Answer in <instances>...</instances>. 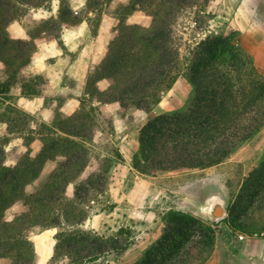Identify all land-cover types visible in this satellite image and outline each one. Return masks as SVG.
<instances>
[{
	"label": "trees",
	"instance_id": "obj_1",
	"mask_svg": "<svg viewBox=\"0 0 264 264\" xmlns=\"http://www.w3.org/2000/svg\"><path fill=\"white\" fill-rule=\"evenodd\" d=\"M49 1L0 0L2 104L16 85L26 96L46 91V87L37 89L44 81L42 75L20 81V74L32 61L35 40L58 39L62 26L79 21L62 1L56 18L30 31L29 39L10 36V23L25 17L28 8ZM210 1L122 0L112 12L118 22L101 62L88 79V98L82 100L81 109L51 125L41 124L38 137L24 136L28 143L36 141L39 152L35 156L27 153L15 165H6V141H0V258L11 257V264H34V244L27 237L34 227L59 229L49 264L59 260L63 264H105L128 249L111 236L79 226L87 216L85 203L104 190L102 175L76 181L91 163L85 141L98 125L94 100L117 102L120 112L136 108L148 113L138 139L141 159L136 166L143 173L215 168L225 174L224 184L232 197L222 220L246 234L264 229V159L247 172L242 162L229 161L243 142L252 140L264 127V69L233 30L207 35L186 53L181 51L182 37L176 29L180 16ZM135 12L144 19L127 22ZM180 76L193 86L185 106L154 113L163 92ZM98 79L108 81L105 90L96 86ZM27 115L8 102L0 110V122L11 130L19 129L21 117ZM58 156L63 160L44 185L28 193L26 186L40 175L45 162ZM18 201L24 203L25 210L7 220L6 210ZM163 222L158 247H148L135 264H205L210 259L216 242V229L211 224L176 208L163 214ZM198 235L200 247L198 243L181 247Z\"/></svg>",
	"mask_w": 264,
	"mask_h": 264
},
{
	"label": "rangeland",
	"instance_id": "obj_2",
	"mask_svg": "<svg viewBox=\"0 0 264 264\" xmlns=\"http://www.w3.org/2000/svg\"><path fill=\"white\" fill-rule=\"evenodd\" d=\"M62 1L69 6L73 11V16L79 21L75 24L62 26L58 39L46 40L48 45L49 43L53 44V53L62 52L56 56H48L46 63L53 69H56L55 67L63 69L67 73L65 74V83L73 88L75 82L74 76L71 74L73 73L71 65L75 64L78 59H82L83 64H86L89 70V78L95 72L101 62L99 61V45L101 43L98 44L97 52V48H93L94 42L102 32L106 38L101 45L106 50L113 28L118 22L112 12L119 7L122 0H50L47 5L28 8L25 17L15 21H20L29 34L30 31L37 30V26L48 19L56 18ZM241 8H247L249 13H251V9L256 10L264 16V0H211L207 5L189 9L180 16L176 24L177 34L182 37L180 40L182 42L181 51L186 53L189 48L192 49L196 41L207 35L235 31L231 27V23L235 21ZM143 17L140 12H135L127 18V22H139L144 19ZM236 32L242 44L254 54L253 48L245 42L238 31ZM33 56H35V52ZM254 59L256 64L264 69V61L259 63L255 56ZM3 74L4 65L0 63V79L3 78ZM34 75L44 77V81L39 82L37 89L46 87L45 93H49L48 78L35 72L32 61L20 74V81L26 82ZM24 96L29 97L23 95L20 86L16 85L8 92L5 103H0V110L10 102L28 113L27 116L21 117L19 129L11 130V127H8L5 122H0V141H6L4 144L6 165H15L27 153L35 156L39 152L36 141L28 143L24 140V136L38 137L41 124L51 125L58 118L70 116L61 111L60 107L63 102L61 99L48 96L43 109L33 112L19 103ZM3 97L0 96L1 100L4 99ZM85 98L87 99L88 95L82 100ZM81 106L80 103L79 109L75 112L79 111ZM122 115L123 112L117 116L111 115L102 106H98L96 117L98 125L91 139L85 141L91 163L76 180H85L89 177L99 178L102 175L100 182L104 187L102 192L97 193L91 201L85 203L87 216L79 226L85 230H93L111 236L128 247L120 258L105 264H135L148 247H158L157 242L165 227L163 214L169 208L190 212L211 224L216 229L212 259L218 260L220 264H222V260L231 264L232 251L237 249L236 246L248 235L240 237L237 234V231L241 232L239 229H233L222 220L227 216V208L232 201L229 190L224 184L225 174L215 168H209L202 172L178 170L143 173L136 166L141 159L140 149L138 148L130 157L123 152V142L119 132V121L122 119ZM141 127L142 125L139 127L138 139ZM20 129H23L22 132ZM135 129V126L130 127L129 132H133ZM236 155L238 156L232 158V161L242 162L244 172H247L253 164L264 159V128L262 132L242 146ZM62 160L61 156L54 160H47L40 175L26 186V191L32 193L42 187L51 171ZM104 171L106 172L104 173ZM103 177L104 180H102ZM213 201L221 202L223 212H225L222 218H216L206 210V207ZM25 208L24 203L18 201L6 210L5 218L12 220ZM58 230L57 227L46 229L34 227L28 230L27 237L34 244L35 249L34 264H49L57 242ZM200 240L199 235L195 236L194 242L183 243L181 247H195ZM198 245L200 247L199 243ZM37 247H43L42 254L37 253ZM1 259L0 264H11L12 262L11 257H2ZM56 264H63V261L59 260Z\"/></svg>",
	"mask_w": 264,
	"mask_h": 264
},
{
	"label": "crops",
	"instance_id": "obj_3",
	"mask_svg": "<svg viewBox=\"0 0 264 264\" xmlns=\"http://www.w3.org/2000/svg\"><path fill=\"white\" fill-rule=\"evenodd\" d=\"M248 5V3L246 2ZM248 7V6H247ZM247 8H241L239 13L236 15L235 21L231 23V27L239 32V35L247 42L254 50V56L256 60L261 63L264 61V16L259 14L256 10H250ZM9 32L13 38L29 39V34L27 33L25 27L20 21H13L8 26ZM103 38V39H102ZM104 34L101 32L97 36V40L94 42V47L97 48L98 44L104 42ZM37 50L35 51V56H33L32 67L38 74L45 75L49 80V93H41L38 95H33L29 97H23L20 100V104L29 111H38L43 109L46 97L50 96L53 98L61 99L63 102L61 104V111L66 115H71L80 107L81 100L88 95L86 91L87 82L89 78V70L86 64H83L82 59H78L77 62L71 65L73 68L74 82L75 86L70 88V86L65 83V71L63 69H53L50 65L46 63V59L50 55L62 54L58 52L53 53V44H47L46 40L36 39ZM52 41V40H51ZM108 40L106 41V43ZM99 45V61H101L105 47ZM101 49V50H100ZM51 51V53H50ZM96 54V53H95ZM61 63V62H59ZM56 66V65H55ZM76 68V70H75ZM79 68V69H78ZM59 69V70H58ZM109 83L106 79H99L96 82V86L100 90H105ZM193 93V86L191 82L184 76H180L176 79L171 88L163 92L160 101L154 107L153 112L156 114L169 113L180 108H183L189 98ZM94 105L102 106L105 111L109 114L117 116L120 114V106L117 102L113 103H99L93 101ZM122 119L119 121V132L121 133V138L123 142V152L130 157L139 148L138 131L139 127L143 125L148 117V113L144 110L131 108L123 112ZM133 132H129L130 127H134ZM264 128V127H263ZM263 130V129H262ZM262 130L260 132H262ZM259 132V133H260ZM249 141L243 142L241 146L234 151L230 157H237L238 150L242 148ZM239 161V160H238ZM209 169V168H207ZM205 169V170H207ZM190 172H199L200 170H189ZM217 207H220L221 213L219 215L215 214ZM206 210L211 212L216 218H222L224 213L221 202L213 201L206 207ZM264 232V229L262 230ZM237 249L232 251L230 256L231 264H264V235L261 236H247L241 241L237 246ZM43 247H37V253L42 254ZM50 255V253L47 255ZM214 252L210 259L205 264H220L219 261L212 259ZM2 259L0 258V261ZM222 264H227L223 260ZM227 262H229L227 260Z\"/></svg>",
	"mask_w": 264,
	"mask_h": 264
},
{
	"label": "built area",
	"instance_id": "obj_4",
	"mask_svg": "<svg viewBox=\"0 0 264 264\" xmlns=\"http://www.w3.org/2000/svg\"><path fill=\"white\" fill-rule=\"evenodd\" d=\"M192 25L194 26V23H192ZM237 234L240 236V237H244L246 235H250V236H261V235H264V232L261 231V232H254L252 234H246V233H243V232H238L237 231Z\"/></svg>",
	"mask_w": 264,
	"mask_h": 264
},
{
	"label": "water",
	"instance_id": "obj_5",
	"mask_svg": "<svg viewBox=\"0 0 264 264\" xmlns=\"http://www.w3.org/2000/svg\"><path fill=\"white\" fill-rule=\"evenodd\" d=\"M221 213V209H220V207H217V209H216V211H215V214L216 215H219Z\"/></svg>",
	"mask_w": 264,
	"mask_h": 264
}]
</instances>
